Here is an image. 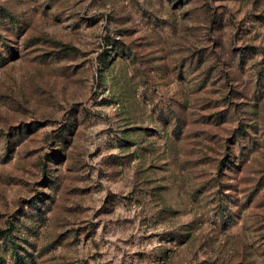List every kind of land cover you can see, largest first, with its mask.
I'll use <instances>...</instances> for the list:
<instances>
[{
  "label": "rangeland",
  "instance_id": "rangeland-1",
  "mask_svg": "<svg viewBox=\"0 0 264 264\" xmlns=\"http://www.w3.org/2000/svg\"><path fill=\"white\" fill-rule=\"evenodd\" d=\"M0 264H264V0H0Z\"/></svg>",
  "mask_w": 264,
  "mask_h": 264
}]
</instances>
